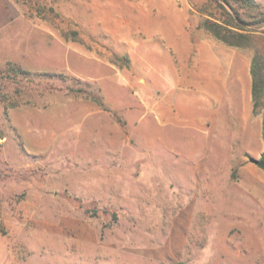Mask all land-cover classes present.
I'll use <instances>...</instances> for the list:
<instances>
[{
    "label": "rangeland",
    "instance_id": "rangeland-1",
    "mask_svg": "<svg viewBox=\"0 0 264 264\" xmlns=\"http://www.w3.org/2000/svg\"><path fill=\"white\" fill-rule=\"evenodd\" d=\"M3 1L0 264H264V33L219 41L200 26L212 0H176L184 29L169 0ZM201 56L218 60L211 108ZM9 62L105 107L57 77L25 87Z\"/></svg>",
    "mask_w": 264,
    "mask_h": 264
},
{
    "label": "trees",
    "instance_id": "trees-1",
    "mask_svg": "<svg viewBox=\"0 0 264 264\" xmlns=\"http://www.w3.org/2000/svg\"><path fill=\"white\" fill-rule=\"evenodd\" d=\"M215 3L214 10L208 13L201 27L211 33L219 41L233 47H249L252 45L254 36L259 32L264 33V9H260L257 0H212ZM238 6L255 8L258 12L249 20L243 15ZM205 13V8L200 9ZM75 34L77 32H74ZM7 77L24 84L25 87L39 85L43 79L50 80L52 77L62 79L66 83V89L76 95L91 98L98 105L105 107L100 94L89 89L90 84L76 76L65 73H33L13 62H9L4 69ZM253 78L252 85V110L254 114L264 109V52H256L251 64ZM77 83L74 85L73 83ZM64 88V87H62ZM264 139V120H263ZM256 164L264 169V151L258 158ZM171 264H187L185 262H174Z\"/></svg>",
    "mask_w": 264,
    "mask_h": 264
},
{
    "label": "crops",
    "instance_id": "crops-1",
    "mask_svg": "<svg viewBox=\"0 0 264 264\" xmlns=\"http://www.w3.org/2000/svg\"><path fill=\"white\" fill-rule=\"evenodd\" d=\"M169 1L170 2H174L175 5L178 6L179 9L182 11L183 16H184V23H183V27L182 28L184 29L185 25L188 22V14L186 12V9L184 7H181L180 3L177 2L176 0H169ZM0 4H4V1L0 0ZM182 4H183V2H182ZM161 10L164 11V10H168V9L161 8ZM174 31H176V30H174ZM200 59H201V62H202V68L205 69L204 75L207 78V82H208V83L206 82V84L202 87V89L200 91L201 100H202L203 106L205 108H211L212 107V102L214 100L217 101V95L216 94L214 95V92H217L216 88L218 86V84L216 82L217 80H215V77L217 76L218 60H217V58L213 59L212 56H211L210 60H207V58H205V60H203V56H201ZM213 82H215L214 85H213ZM212 88H214V91L212 90Z\"/></svg>",
    "mask_w": 264,
    "mask_h": 264
},
{
    "label": "water",
    "instance_id": "water-1",
    "mask_svg": "<svg viewBox=\"0 0 264 264\" xmlns=\"http://www.w3.org/2000/svg\"><path fill=\"white\" fill-rule=\"evenodd\" d=\"M258 158H252V161L257 162Z\"/></svg>",
    "mask_w": 264,
    "mask_h": 264
}]
</instances>
